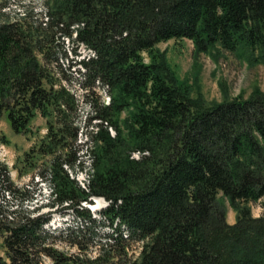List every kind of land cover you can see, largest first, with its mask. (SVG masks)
I'll list each match as a JSON object with an SVG mask.
<instances>
[{"label": "trees", "instance_id": "16d2710c", "mask_svg": "<svg viewBox=\"0 0 264 264\" xmlns=\"http://www.w3.org/2000/svg\"><path fill=\"white\" fill-rule=\"evenodd\" d=\"M47 4L45 22L0 21V117L16 132H27L38 112L47 117L46 138L33 149L47 156L40 174L53 189L48 204H65L94 228L98 217L83 202L102 195L111 228L99 237L93 228L49 229L52 212L25 206L32 196L0 160V264H264V91L256 85L247 97L217 102L195 97L158 46L190 38L196 55L218 47L264 62V0ZM60 30L69 38L76 31L75 39L96 51L76 60L87 95L96 86L111 95L109 103L87 99V186L68 168L86 165L78 100L55 86V73L66 76L56 55ZM6 191L19 197L17 207L4 201ZM257 201L260 215L252 211ZM227 202L235 222L227 219ZM58 237L78 251L59 248ZM133 241H141L134 257Z\"/></svg>", "mask_w": 264, "mask_h": 264}, {"label": "rangeland", "instance_id": "374dc122", "mask_svg": "<svg viewBox=\"0 0 264 264\" xmlns=\"http://www.w3.org/2000/svg\"><path fill=\"white\" fill-rule=\"evenodd\" d=\"M47 1L0 0V21L26 17L33 23L45 22L49 14ZM83 24L84 22L75 23L73 26ZM57 34L56 41L59 45H57L56 55L59 56L66 76L55 73L57 76L55 86L59 87V83L66 86L78 100L80 126L83 132L80 133L79 142L84 143V147L79 153H81L86 165V168L75 171L67 167L71 175L75 176L80 184L87 186L89 172L92 171L90 168V151L89 148L87 149L88 144L91 145V143H86L85 134L86 131L92 128L91 125L87 126L85 123V118L91 110L87 99L99 98L100 101L104 100L109 103L111 95L107 86H96V93L90 92L92 94L87 95L89 89H85L79 83L83 76L77 70L80 64L76 60L84 56L88 57L89 53L92 54V52L84 43L75 39L76 31L73 33L74 38H69L62 30ZM158 46L160 49L167 50L168 60L180 78L187 79L191 83L192 95L195 97L201 94L206 101L217 102L225 98L247 97L254 91L256 85L264 91V62L251 64L246 56L237 55V53L226 49L219 50L218 47L196 55L195 46L190 38H171L159 42ZM125 115L126 112L122 114V116ZM47 131V117L40 112L32 119L27 132H16L6 116L0 117V160L7 165L14 184L19 187H26L27 196H32L25 200V206L32 209L34 206L40 205V212H52L51 220L48 223L49 229H56V233L60 234L62 229L72 225L75 229L85 228L91 231L92 224H88L84 218L77 216L65 204L57 203L54 206L48 204L54 198L52 196L53 189L51 184L42 179L40 174L45 169L47 156L33 149L46 138ZM110 131L113 135L116 134V130L111 126ZM141 154L138 150H135L132 152V157L139 158ZM4 201L11 207H17L19 197L13 193L8 194L6 191ZM83 203L87 206L92 205V207H88L91 209L92 214L98 217L93 230L98 232L99 237L111 228L109 220L101 215V211L109 204V200L102 195H94L93 203L86 201ZM251 205L254 215L262 214L263 207L259 201L251 202ZM227 209L228 221L235 222L236 209L229 202H227ZM102 217L103 219L100 220ZM59 237L56 243L59 248L67 252L78 251V246L70 244L68 240ZM140 246L141 241H133L128 250L129 255L132 257L137 256L141 249ZM0 251H2V248ZM96 251V246H90V253H96ZM45 259L48 263H51L49 258L45 257Z\"/></svg>", "mask_w": 264, "mask_h": 264}, {"label": "built area", "instance_id": "2783aa9c", "mask_svg": "<svg viewBox=\"0 0 264 264\" xmlns=\"http://www.w3.org/2000/svg\"><path fill=\"white\" fill-rule=\"evenodd\" d=\"M94 52V51H93Z\"/></svg>", "mask_w": 264, "mask_h": 264}]
</instances>
